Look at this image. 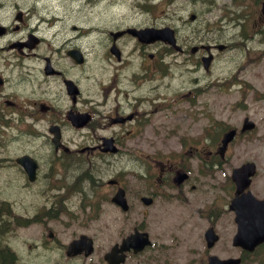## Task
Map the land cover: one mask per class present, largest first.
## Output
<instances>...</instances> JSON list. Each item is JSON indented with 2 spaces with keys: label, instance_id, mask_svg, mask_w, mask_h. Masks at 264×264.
I'll return each instance as SVG.
<instances>
[{
  "label": "flooded vegetation",
  "instance_id": "flooded-vegetation-1",
  "mask_svg": "<svg viewBox=\"0 0 264 264\" xmlns=\"http://www.w3.org/2000/svg\"><path fill=\"white\" fill-rule=\"evenodd\" d=\"M86 2H91L93 9L90 10L94 11L93 16L88 19L95 22L101 12L108 14L116 7H119L118 11H122L121 7L126 0ZM138 8L139 4H136L135 9L139 13ZM53 9L58 11L52 12ZM63 10L62 5L57 8L48 7L43 0H0V144H16L24 149L13 157L0 155V160L14 163L13 167L17 168L16 158L27 155L36 163L32 185L43 177L72 176V186L80 190L82 198L77 200L76 191L56 179L58 191L42 194L43 197L60 194L61 203L58 205L56 199L48 198L53 202L54 208L43 210L46 207L43 205L41 210L35 208L24 215L10 211L7 217L0 215V264H210L212 256L222 259L231 257L238 260L236 264H264V242L252 249L231 244L238 229L235 214L229 209L226 214H229L233 226L230 224V238L221 244L220 239L224 233L222 230H227V226H222L218 212L214 220L210 216H201L204 222L198 224V231L203 227V242L197 238L196 243L191 244V239H187L186 247L182 249L160 248L157 240L161 232L156 235L153 233L157 228L161 231L160 225L164 218L166 220L165 214L170 210L167 206L160 205L163 212L159 213L157 198L168 197L171 194L170 188L181 193L190 183L200 184L197 174L201 162H205L207 158L206 134L204 131L202 137L194 136L195 128L190 129L188 124L196 114L203 116L206 113L208 101L210 106L222 107L221 100H208V82L200 84L208 81L210 73V82L215 80V94L223 87L229 75H224L221 63L212 72L214 65L221 59L213 57L210 68L198 63L186 64V87H183L186 91L174 98V94L168 95L163 82L168 76L164 72L167 66L158 41L141 42L129 34L115 38L114 33L119 30H111L100 23L93 33L95 36L84 40L89 43L91 51L97 50L95 45L98 39L102 40L103 56L96 55V61L92 59L95 62L89 64V55L80 46L79 13L77 9L71 8L75 12V18L74 22H69V17H64L68 12L63 13ZM243 12L251 25L252 33L245 32V22L238 27H231L230 34L235 38V47L239 48L238 42L246 39V45L251 46V55L262 61L264 0H251L243 7ZM202 15V11L198 9L189 12L187 19L200 20ZM121 18L128 21L129 12L127 15H120L119 20ZM81 21L85 22V19ZM132 21L126 27L137 26L142 29L144 25H158L140 14L138 25L135 20ZM246 33L250 38L245 37ZM125 36L133 39L132 47L126 51V55L118 47V41ZM191 37L197 41L191 42L180 53L188 50L191 52L193 48L194 52L191 54L202 61L204 54H207L206 46L210 47V51L216 47L214 42L206 40V30L201 24L192 28L189 38ZM182 39L184 43L188 42L186 35ZM113 44L120 50L119 57L109 52ZM127 56L131 60H127ZM236 64L232 62V70L237 68ZM97 66H100L101 71L97 69L95 72L104 71V80L100 81L98 78L97 87L88 89L84 94L79 84L78 70L81 68L83 72L93 71ZM223 79H226L224 83ZM239 81L241 90L248 87L253 90L254 86L247 85L240 76ZM80 114L88 116L85 123H78L77 117ZM84 126L91 129L92 138L85 140L86 145L79 146L82 143L77 140L76 131ZM96 127L108 131L98 135L94 129ZM104 138L120 146L121 153L134 160L132 170L111 171L108 159H104L95 168V153L100 152L99 145ZM172 144H176L177 149L168 146ZM20 169L18 171L26 179L25 170ZM182 172L187 177L176 184L178 175ZM132 174L143 181L140 186L131 184L128 177ZM94 177H97V181ZM27 186L28 184L25 188ZM60 187L64 188L63 197ZM99 187L103 189L102 194L97 192ZM147 187L151 191H147ZM118 188L124 190L129 208L142 205V196L152 198L149 205L152 211L147 215L150 221L146 225L141 222L133 227L140 230L142 238L147 237L146 244L140 249L120 248L124 238L131 233H125L128 230V218L109 219L90 216L88 213L77 216V207L84 203L93 210V199L96 196H99L95 202L97 207L111 204L120 209L112 201ZM164 203L169 204L168 201ZM50 220L54 222L48 225ZM73 224L75 228L70 239L68 237L67 241H62V232L58 226L64 225V229L68 230ZM14 225L25 231L34 227L35 236L20 239L12 237L10 233L13 232L11 227ZM209 228H213L218 235V239L210 247L204 237ZM82 235L90 239L92 248L70 249L69 244ZM25 240L34 244L33 249L30 245L24 248L27 253L22 249L27 243ZM37 247L40 252L32 254Z\"/></svg>",
  "mask_w": 264,
  "mask_h": 264
},
{
  "label": "rangeland",
  "instance_id": "rangeland-1",
  "mask_svg": "<svg viewBox=\"0 0 264 264\" xmlns=\"http://www.w3.org/2000/svg\"><path fill=\"white\" fill-rule=\"evenodd\" d=\"M128 1V4L130 5L132 0H126ZM167 0H136L133 1L136 4H139V13L142 10H147L142 8V5L145 4H158V7L152 11H149L145 13L148 18L151 16H157L152 19L153 22H158L159 26H165V24H172V19L170 15H164V13L170 12L172 9L175 10V15L182 16L187 10H193L198 9L196 2H189L188 0H185L181 6L180 2L178 0H169V4L167 5ZM226 0H207L203 2V10L210 9L214 12H217L219 4L222 2H225ZM219 3V4H218ZM87 4V3H86ZM89 8L93 7L90 5ZM119 7H116L112 11H110L107 15L111 16L110 22L113 23V25L118 24L119 16L122 14V11H118ZM124 10H127L125 8ZM149 10V9H148ZM147 10V11H148ZM93 10L88 12V15H93ZM138 12V11H136ZM82 13V12H81ZM206 13V12H205ZM103 15V12H101ZM85 17V14L81 15V18ZM206 14L202 15L203 21L201 22L203 25L205 24ZM187 19V17H186ZM78 20V19H77ZM74 22V17H69V22ZM130 23H122L118 26V28H123L126 24ZM196 23H192L194 25ZM106 25V24H105ZM108 26V25H106ZM140 26V25H139ZM146 26V25H144ZM109 27V26H108ZM113 27V26H112ZM189 34V30L185 29L182 33V35ZM182 40V39H181ZM81 47L82 49L89 55L88 62L89 64H92L96 61V55L99 57H102V49L101 47H104L101 42L102 40L98 39L97 44L95 45L97 50L91 51L89 48V43L84 40V38L80 37ZM121 46L124 48L125 52L129 50L132 47V43L128 42L127 40L121 41ZM149 49V48H148ZM186 55H183L181 58L184 59ZM132 57V56H131ZM234 57L233 52L228 53L224 56V62H223V68L226 69L230 68L232 69V63L231 59ZM94 59L95 61H93ZM127 60H131L130 57L127 56ZM256 62L252 61H245V63L242 65V70L246 71L245 76L247 78H250L252 80H255V85L261 89H263L264 93V70L262 69V66H258L254 69H249V67L256 66ZM218 66H216V69ZM99 69L98 67L95 69ZM95 70L93 71H85L83 72L80 68L78 70V76H79V84L84 90V94H86V91L90 88H96V82L99 78L100 81L104 80V71L100 73H96ZM229 70V69H228ZM100 71V70H99ZM225 71V73H226ZM224 73V74H225ZM228 73H232L229 71ZM233 74V73H232ZM236 74V73H235ZM237 76V75H236ZM168 79L163 80V82L166 84V88L168 91V95L176 94L177 92L182 94L183 91H180L179 89L182 87H186V82L184 79L181 81H175L174 78L167 77ZM171 79V80H169ZM201 85H205L206 82H200ZM207 97L208 98H216V94L214 91V87H208L207 88ZM177 98V97H176ZM251 98V101H249ZM222 102L224 104V101H226V104H224V107L222 110H220V106L218 105H212L207 106L206 113L201 116L196 114L194 116V119L189 122L188 127L190 129H194L193 135L196 137H202V132L208 129V126H211V124L219 123L217 127L220 128L223 126H235L236 128H239L241 125V118L243 116L250 115L257 123H258V131L257 133H252L245 136H240L234 144H231L228 155H229V161L227 162V167L225 168V171H214L212 172L206 170V174L203 180V187L201 191L194 190V191H188L183 196L186 197L191 203V206L184 205L179 200L171 199L169 202L171 203V208L168 211V214H165V218L163 219L160 227L161 231L159 229H154L153 233L156 235L157 233L161 232V235L159 236L157 243L160 245L162 242L170 243L171 249H182L184 248L186 244V240L188 237L191 236V239L193 242L197 239L199 236L201 238V230L198 233V224L204 222V219L197 214L196 210H204V204L207 206L206 212L211 210L214 207V204L227 201L229 198L228 193L230 192L229 185L225 183V174L229 172V170L242 163L244 160H253L258 167V174L259 178L257 183V190L260 192L264 191V100H255L252 98L251 95H248V92H232L231 94H223L222 96ZM232 105V106H231ZM248 114V115H247ZM105 132L102 131H96L99 134H104ZM77 133V140H79L82 145L86 143V139H91V131H86V129H79L76 131ZM79 135V136H78ZM209 139H207V142ZM79 142V143H80ZM89 142V141H88ZM77 143V144H79ZM209 145V144H208ZM171 149H177L176 144L168 145ZM24 149H22L19 145L16 144H0V155L7 156L10 155L11 157L17 155L18 153L22 152ZM106 158V157H105ZM108 159V158H107ZM110 160H112L113 164H121L125 161L123 160H114L113 157H110ZM109 160V163H111ZM131 181V184L133 186H140L143 181L140 180L138 176H135L134 174L130 175L128 177ZM56 179L61 180V182H70L72 179V176H63V177H43L40 179L39 182H35L36 184H31L25 179V177L18 171L17 168L13 167L11 163L7 161H0V209H8L11 213H20L22 215L25 214V212L31 211L32 209H42V206L45 205L46 207H43V210L46 208H54V204L51 200H49V197H53L56 199V204L61 203L60 194H49L46 197H43L42 194L53 192L54 190L57 192L58 183L55 181ZM28 184L27 188L25 186ZM69 188V187H68ZM66 188V190L68 189ZM85 188V186H84ZM60 189V188H59ZM86 190V189H85ZM147 191H151L149 187L146 189ZM87 191V190H86ZM62 192V189L60 190ZM98 193H103V189L99 187ZM166 194H170L169 192H166ZM258 194V193H256ZM99 196H96L93 200L94 202L97 200ZM47 199V202L45 200ZM162 202H159L158 212H163L160 204ZM77 216L81 217L79 210ZM86 212H88L87 209H85ZM93 211V210H92ZM96 212H99V216L101 218H117V217H126L129 219L128 223L131 225H137L140 221V215L137 213L135 208H131V210L126 214H119L116 210L111 208L108 204L101 205ZM37 213V211H35ZM5 216V215H4ZM52 216V215H49ZM64 217V214L61 215ZM48 215L46 214L47 220ZM112 221L113 220H109ZM150 221V218H149ZM54 221H48L47 224L51 225ZM222 226H227V222L225 219V216L222 217ZM63 226H58V228L61 230V240L67 241L68 237L73 233L75 225H71L68 227V230L64 229ZM13 230L12 237L15 238H22L24 236H35L34 227H30L28 231L22 230L20 228H17L15 225L11 227ZM43 232L45 233L44 228L42 227ZM224 234H228L229 228L226 231L225 229L222 230ZM227 232V233H225ZM70 239V237H69ZM202 240V239H200ZM24 242H27L25 240ZM27 245V246H26ZM31 246L33 249L34 244H32L30 241H28L25 246L22 248L24 250L25 247ZM21 249V250H22ZM166 249V248H165ZM22 250V251H23ZM23 252L27 253V250L25 249ZM40 252V248L37 249L36 252ZM35 260L36 257H33Z\"/></svg>",
  "mask_w": 264,
  "mask_h": 264
},
{
  "label": "water",
  "instance_id": "water-1",
  "mask_svg": "<svg viewBox=\"0 0 264 264\" xmlns=\"http://www.w3.org/2000/svg\"><path fill=\"white\" fill-rule=\"evenodd\" d=\"M229 138H230V136H228L225 139V142ZM252 171H253V165L252 164L243 165L241 168L233 171V179H234V181L238 187V190L241 191L242 189H244L248 185L249 181L246 178L250 174H252ZM237 200H239V198ZM239 202H240L239 207H241V208L246 206L245 204H247V205H249V207H253L260 212L264 211V201H256V200L251 198L250 202H248V199H241ZM261 221H262L261 218H258L255 220V224L261 223ZM261 239H263V236H258L255 241H259Z\"/></svg>",
  "mask_w": 264,
  "mask_h": 264
}]
</instances>
